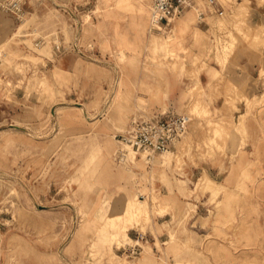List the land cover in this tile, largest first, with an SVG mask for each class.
<instances>
[{"label": "rangeland", "instance_id": "obj_1", "mask_svg": "<svg viewBox=\"0 0 264 264\" xmlns=\"http://www.w3.org/2000/svg\"><path fill=\"white\" fill-rule=\"evenodd\" d=\"M195 1L162 30L141 29L150 0L0 12V264H264V88L249 97L225 70L257 62L264 80V0ZM156 67L223 70L190 87L172 152L147 158L117 133L162 102Z\"/></svg>", "mask_w": 264, "mask_h": 264}, {"label": "built area", "instance_id": "obj_2", "mask_svg": "<svg viewBox=\"0 0 264 264\" xmlns=\"http://www.w3.org/2000/svg\"><path fill=\"white\" fill-rule=\"evenodd\" d=\"M23 0H0V12L19 16ZM213 7V12L221 14L223 6L218 0H206ZM194 0H150V28L162 30L169 27L172 20L182 14ZM201 18L203 10L198 7ZM211 11V10H210ZM191 116L186 112L166 113L145 112L131 116L124 129L117 134L118 141L135 154L151 156L165 153L175 146L176 141L185 133ZM144 234L139 233L126 249L125 256L135 257L141 252Z\"/></svg>", "mask_w": 264, "mask_h": 264}, {"label": "crops", "instance_id": "obj_3", "mask_svg": "<svg viewBox=\"0 0 264 264\" xmlns=\"http://www.w3.org/2000/svg\"><path fill=\"white\" fill-rule=\"evenodd\" d=\"M195 1V0H194ZM196 3V1H195ZM205 8H207L209 11L213 10V7L211 5H207L206 0L203 3ZM212 7V9H211ZM261 14L259 7L257 6V10L254 14V21L259 22L261 20ZM173 21V20H172ZM172 23V22H171ZM170 23V25H171ZM178 23V22H177ZM154 68V67H153ZM152 68V71L157 72L155 76L150 77V83L151 87L158 92L160 98L162 99L161 103H154L156 106L154 109L156 112H164L166 110L178 112L182 105L186 103L189 100V94L188 91L190 90V87L192 88L196 84H200L205 87L209 85L210 82L215 83L214 79L212 77L213 71L215 70H223V67H186L194 71V75H188L185 73V69L182 70L181 67H156L155 69ZM261 67H258L257 62H248L247 67H226L227 76L232 77L233 79L236 77H242L246 76L247 82L241 83L240 87L244 88V92L251 97L254 89L255 90H262L264 88V80H258L257 83H254L253 78H257L259 71ZM224 84L221 85V90L223 89ZM224 95L220 94L215 98V101L218 99H221L223 101ZM237 103H245L244 99H238ZM149 112V111H147ZM167 112V111H166ZM170 113V112H168ZM173 113V112H172ZM134 115V114H133ZM89 121V118H87ZM125 127V126H124ZM124 129V128H123ZM122 129V130H123ZM121 130V131H122ZM120 131V132H121ZM118 134V133H117ZM181 138V137H180ZM179 138V139H180ZM110 149V148H109ZM108 149V151H109ZM172 152V150H170ZM124 154V152H123ZM125 155V154H124ZM163 155V154H161ZM137 158V156L135 155ZM131 159V158H129ZM140 159V158H138ZM133 162H136L137 159L132 160ZM157 166H161L164 164H170V163H163L162 161H157ZM138 164V163H137ZM142 165V164H141ZM207 177L210 181L215 182L214 179L205 172ZM138 196H132L129 201L132 199L137 198ZM128 201V202H129ZM127 202V203H128ZM128 204H126L127 206ZM125 206V209H126ZM125 211V210H124ZM127 234V229L125 230ZM128 235V234H127ZM201 245L199 243H195L194 247L199 248Z\"/></svg>", "mask_w": 264, "mask_h": 264}, {"label": "bare ground", "instance_id": "obj_4", "mask_svg": "<svg viewBox=\"0 0 264 264\" xmlns=\"http://www.w3.org/2000/svg\"><path fill=\"white\" fill-rule=\"evenodd\" d=\"M146 19H149V30H152V29L150 28L151 6H150V11H149V13L147 12V13L144 14V16L142 17V21H141L142 26H141V29H143V25H144V23L146 22ZM142 31H143V30H142ZM142 31H141V33H144V32H142ZM149 39H150V43H151V45L159 44V42L156 40V36H154V34L151 35ZM159 45H160V44H159ZM162 45H163V48H164L165 50H167L168 52H170L171 47H170V44L167 42V39H166V38L162 40ZM171 52H172V51H171ZM75 105H76V104H75ZM76 106L79 107V108L82 107V106H80V104H77ZM121 145H122V144H121ZM168 152H170V150L167 151V152H165L164 154H166V153H168ZM139 156H144V155H139ZM145 157L149 158L150 156H145ZM207 179H208V177H207ZM145 205H146V203L144 202V200L141 199V198H139V199L136 201L135 205H133V206L130 207V210H131V211H136V210H138V213H141L140 210L143 209V207H144ZM146 217H148V216H146Z\"/></svg>", "mask_w": 264, "mask_h": 264}]
</instances>
